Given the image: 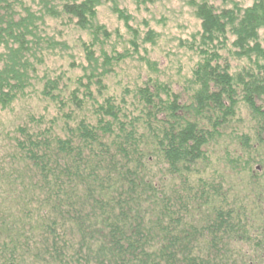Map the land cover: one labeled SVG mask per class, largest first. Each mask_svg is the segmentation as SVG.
<instances>
[{"label":"trees","instance_id":"trees-1","mask_svg":"<svg viewBox=\"0 0 264 264\" xmlns=\"http://www.w3.org/2000/svg\"><path fill=\"white\" fill-rule=\"evenodd\" d=\"M154 2L0 0V112L37 98L6 137L0 264H231L232 245L256 225L244 200L228 196L227 181L204 178L202 168L240 103L253 134L234 129L240 154L226 162L257 184L248 205L263 229L264 189L252 165L260 155L253 142L264 146V0L245 8L193 1L200 28L189 49L199 61L190 78L177 86L156 73L135 89L109 92L113 67L139 48L134 12ZM105 4L133 36L131 48H117L97 22ZM48 20L89 36L78 66L44 69L68 45L49 35ZM144 36L155 45L153 30ZM253 56L231 74L232 57Z\"/></svg>","mask_w":264,"mask_h":264},{"label":"rangeland","instance_id":"rangeland-1","mask_svg":"<svg viewBox=\"0 0 264 264\" xmlns=\"http://www.w3.org/2000/svg\"><path fill=\"white\" fill-rule=\"evenodd\" d=\"M193 1L198 2V0H155L148 10L142 9L140 12H134L136 15L134 25L139 28V33L142 35L139 41V48H134L131 51V57L125 58L120 65L113 67V72L106 80L109 82V92H120L122 89L125 91L126 88L135 89L137 85H141L147 80L148 76L154 77L156 73L162 74L160 78L163 80H172L173 83L177 82V86H180L186 79L190 78L194 65L199 61L198 53L189 49L194 43L193 36L197 34L200 28V22L195 17V6L191 4ZM210 1L216 7L224 5L222 0ZM233 1L240 8H245L252 5L254 0ZM125 4H130V0H126ZM227 5L230 8L232 7V4ZM133 9V6L130 7V10ZM145 20L148 23H144ZM97 22L104 24L111 34L113 33L112 41L110 42L117 44V48L121 49V51L131 48L129 41L133 39V36L129 34L123 22L120 23L117 20L116 15L110 10L109 4L100 7ZM66 24V22L61 20L47 21L46 29L49 35L56 40L67 42L68 45L66 49L58 50L54 56L48 59L45 70L52 68L54 71L62 66L57 71L59 73L61 70L64 71L69 68L73 61H77V66L81 62V53H84L83 42L87 41L89 36L87 37V34H82L77 29L72 26L68 27ZM149 28L157 35L155 45L142 43L143 37H145L144 34ZM260 41L264 49V31L260 32ZM148 61H151V66H149ZM253 62L254 56L251 62L247 58L237 59L232 57V60H230V65H232L231 74L241 73L248 65L251 66ZM153 64H157V72L153 71ZM172 87L173 89H178V87ZM36 99L32 97L27 100H21L16 102L12 109L0 112V172H2L1 160L4 155L3 151H6L10 143L6 137L14 129L17 119L19 118L18 121L23 120L22 117L31 111L29 108L36 106ZM254 125L249 111L243 103H240L236 120L231 124L232 128L225 130L223 136L210 146L209 160L206 162L205 168H202L204 178L208 177L211 180L216 179L215 181L222 182L227 181V184L232 187L228 196L232 197L231 193H233L238 196L239 201L241 199L244 200L245 205H247V216L251 217L248 221L249 226L253 223L256 225L255 228L257 230L249 232L245 241L232 245L237 251L233 254L235 260L232 263L236 262V264H252L250 262H253V260L264 259V226L263 229H260L258 225L259 218H261L260 212L253 210L255 207L248 205L251 201L252 196L249 197V194L254 189V182L252 178L249 179L247 173H240L242 171L239 172V169L237 171L232 170L226 162L228 154L231 158L236 159L240 154L237 148L239 141L234 131L236 130V134L249 133L252 135ZM253 144H255V151L253 152L260 153L259 159L252 165L260 180L258 182H256L257 179L254 181L259 184L261 189H264V146L257 145L255 142ZM238 167H242V163Z\"/></svg>","mask_w":264,"mask_h":264},{"label":"flooded vegetation","instance_id":"flooded-vegetation-1","mask_svg":"<svg viewBox=\"0 0 264 264\" xmlns=\"http://www.w3.org/2000/svg\"><path fill=\"white\" fill-rule=\"evenodd\" d=\"M250 263H256V264H262V263H264V259H260V260H253V262H250ZM231 264H236V262H233V263H231Z\"/></svg>","mask_w":264,"mask_h":264}]
</instances>
